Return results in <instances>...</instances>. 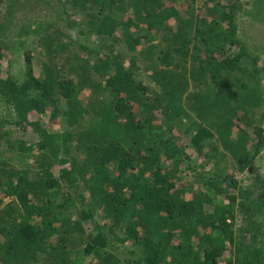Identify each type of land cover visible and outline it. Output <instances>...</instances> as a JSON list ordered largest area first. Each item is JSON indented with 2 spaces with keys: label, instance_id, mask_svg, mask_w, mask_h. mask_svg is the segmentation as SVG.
I'll return each instance as SVG.
<instances>
[{
  "label": "trees",
  "instance_id": "trees-1",
  "mask_svg": "<svg viewBox=\"0 0 264 264\" xmlns=\"http://www.w3.org/2000/svg\"><path fill=\"white\" fill-rule=\"evenodd\" d=\"M58 1L65 27L24 30L40 77L28 54L26 81L4 85L17 120L0 122V264H264L234 229L239 215L245 234L264 228V179L244 189L234 174L264 152V67L238 39L237 6L206 0L198 17V0L186 16L176 0ZM50 112L66 131L43 128Z\"/></svg>",
  "mask_w": 264,
  "mask_h": 264
},
{
  "label": "rangeland",
  "instance_id": "rangeland-1",
  "mask_svg": "<svg viewBox=\"0 0 264 264\" xmlns=\"http://www.w3.org/2000/svg\"><path fill=\"white\" fill-rule=\"evenodd\" d=\"M223 3L232 2L237 6L235 23L238 27V39L241 40L248 48L250 55L258 60V65L264 67V0H218ZM206 0H198L193 7L194 16L204 17L206 11ZM60 1L58 0H4L0 11V122L14 121L16 119V112L14 106L7 98V79L14 78L19 84L26 81V56L28 54L34 59V69L37 77L41 75V64L44 54L39 50L38 37L33 34L26 35L27 26H36L37 22L42 20H50L58 23V25L65 27L67 25L66 17L61 13ZM175 5L182 10L181 14L186 16L188 13L189 3L185 0H176ZM26 32H25V31ZM79 29H72L68 33L75 37ZM151 31L142 29L135 32L141 37L147 36L148 41L156 40V36L150 34ZM79 39L93 48L97 47L98 37H82ZM110 43V41H108ZM145 42V39L144 41ZM124 50V48H122ZM264 79V73H263ZM147 84H150V79L144 74L141 77ZM89 92H84L80 97L82 101H87ZM50 113L41 117V125L49 132L61 133L68 129L67 122L64 117H60L56 122L50 120ZM37 115V119H38ZM194 119V117H193ZM15 128L16 138L26 140L28 145L37 144L39 138L36 133H31V129L26 128L22 132L19 127ZM29 132V133H28ZM187 143L189 138H183ZM191 154L193 152H190ZM193 157L196 159L197 154ZM33 158L27 159V162H18L17 165H26L34 163ZM230 173H233L232 170ZM236 174L241 186L244 189L254 188L258 179H264V152L255 160L251 167L244 174ZM182 176L191 183V189H198L196 182L190 178L193 177L191 171L184 172ZM194 179V177H193ZM186 182L185 185H188ZM0 197L3 194L0 193ZM7 201V200H6ZM264 227V218L259 221ZM93 224L86 223V227L92 229ZM235 236L239 241H244L247 246H263L264 247V228L260 231H253L251 234H245L247 224L243 216L239 215L235 224ZM228 258L230 253L227 254ZM225 256V257H227ZM222 260H225L223 258Z\"/></svg>",
  "mask_w": 264,
  "mask_h": 264
}]
</instances>
